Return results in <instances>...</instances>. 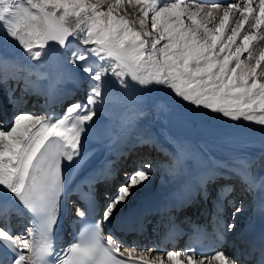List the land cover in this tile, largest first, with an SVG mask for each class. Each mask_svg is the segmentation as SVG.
<instances>
[{
  "label": "snow or ice",
  "instance_id": "6c2138e0",
  "mask_svg": "<svg viewBox=\"0 0 264 264\" xmlns=\"http://www.w3.org/2000/svg\"><path fill=\"white\" fill-rule=\"evenodd\" d=\"M121 2L0 0V42L25 57L24 63L0 59L14 68L0 73L8 103L16 108L18 94L47 101L69 81L84 91L58 114L17 110L7 124L0 122V264H264V173L254 171L264 169V134L253 156H218L169 131L179 124L207 144L239 139L212 127V120L264 129V50L252 51L264 32V0L223 8L213 2L207 11L184 0H128L139 7V29L118 14ZM246 25L252 31H244ZM112 153L125 162L138 154L119 183ZM157 171L168 187L167 212L208 205L214 235L232 237V250L186 247L150 259L161 250L124 247L118 233L147 227L144 213L127 208ZM78 175L88 191L74 220L91 222L58 248L60 202ZM224 177L239 181L255 220L240 222L244 200L232 195V184L220 183ZM158 216L153 229L174 235L176 218ZM13 217L22 219L14 225Z\"/></svg>",
  "mask_w": 264,
  "mask_h": 264
},
{
  "label": "bare ground",
  "instance_id": "6f19581e",
  "mask_svg": "<svg viewBox=\"0 0 264 264\" xmlns=\"http://www.w3.org/2000/svg\"><path fill=\"white\" fill-rule=\"evenodd\" d=\"M184 1H187L188 3H195V2L213 3V2H216V3H220L222 5V8H223V4H224L223 2L224 1H226V3L227 2L241 3V0H184ZM173 2H175V0ZM257 2H258V0H257ZM210 7H211V5H208V9ZM222 8H221V14H222ZM236 19H239V14L238 13L236 14L235 20ZM259 34L262 37L261 41L264 40V32L259 33ZM262 47H264V46H262ZM73 90H75L74 87H72V89H66V91L60 92V88H59L53 94L52 98H50L47 101L43 100L44 97L41 96V97H39V103L37 104V107H39L40 109H44L45 113L47 112L48 114H53V113L58 114V113L61 112L62 107L67 102L72 100ZM0 98L3 100V107L5 108L7 103L4 100H7V99L4 97V95L2 93H0ZM20 105H22V103H20ZM20 105L15 110L22 109L23 107L20 106ZM6 118H7V122H8L9 119H10L9 113H7ZM186 130H187V132H186ZM169 131L175 136H180V137L191 136V137H193V147H206V148L210 149L211 151H213L214 153H216L218 156H228V155L233 154V153H238V154H241V155L253 156V155L256 154V152L259 151V147H258L259 141H258V139H261L262 134H264V129H261L259 127V128H257V130L254 133H252L251 135L248 136V140L246 139V141H244L245 144H243L242 146H240V145L239 146H232L231 145L232 148H228L227 145L219 144V141L226 142L227 138H221L219 140H216V141H213L211 143L209 142V143L205 144L190 129H187V128L179 125V124H172L171 128L169 129ZM248 142H252V143H248ZM112 156H115V153H112L111 157ZM254 171H255V169H254ZM79 178L81 179L80 176H79ZM223 179H226V180H228L230 182H235L237 180L234 177L233 178L224 177ZM167 192H168V187L165 184H162L161 177H160L159 185L155 186L153 188V190L147 192L146 194H143L142 190H140L137 193V195L133 197V202L128 206L127 211L129 213L134 212V211H129V210H132V209H134L136 207H141L149 199L158 200V199L166 198L167 195H168ZM241 195H242V198L244 200L246 208H248V213H247V209H245V212L242 215L240 222L241 223H247L250 220H255L256 217H257V213L255 212V210L251 206V203H250V199L251 198L248 197L247 194L244 191L242 192ZM249 212H250V215H249ZM20 219H22V218L13 217V221H14L15 224H17L18 220H20ZM228 240L233 241V238L230 237ZM127 248H129V247H127ZM142 248L143 247H139V249H137V251H148L149 250L147 248H145V249H142ZM157 255H163V256L166 257V252L164 254H161L160 252L152 251L149 254V258L150 259H154Z\"/></svg>",
  "mask_w": 264,
  "mask_h": 264
},
{
  "label": "rangeland",
  "instance_id": "374dc122",
  "mask_svg": "<svg viewBox=\"0 0 264 264\" xmlns=\"http://www.w3.org/2000/svg\"><path fill=\"white\" fill-rule=\"evenodd\" d=\"M173 1L174 0H162V3H169V2H173ZM184 2L185 3H188L187 1H184ZM111 3L115 7V0H111ZM162 3H161V6H162ZM195 3L205 5L204 6V10L205 11L208 10V5H211V3H203V2H195ZM224 6H226V4H223V7ZM107 8H108V4L105 3L103 5V10H107ZM117 12H118V14L125 16L126 19H128L130 22H132L131 26L136 27V28L139 29V19L141 17L139 15V7L137 5L129 4L128 3V0H122L121 4L117 8ZM235 18H236V15H235ZM235 18H231L230 17V24L232 26H235ZM146 30H149V31L151 30V27H150V17H149V20H148V26H147V29ZM228 31H230V29H228ZM244 31H249L250 32V31H252V29L249 26L246 25ZM263 41L264 40L261 41V39H260L259 41H257V42L254 43V45L252 47V51H253V54L254 55L258 56L260 54V52L262 50H264V47H262V46H264V44H263L264 42ZM4 58H10L13 61V63H15L14 62L15 60L17 61V63L20 60H24L25 61L24 54L19 49L15 48L14 46H12L10 44H7L6 45V44H3L2 42H0V59H4ZM241 58L242 59H246L247 58V54L246 53L245 54H242V57ZM11 66H12V64H0V73L5 74V75H8L9 73H13L11 71ZM70 83H71L70 81L67 82L65 85H63L64 87H62L61 89H63V91H65V89L69 87ZM63 91H60V92H63ZM79 92H81L83 94V96H84V91L83 90L82 91L79 90L78 93ZM75 93L77 94V91H75ZM115 94L118 95L119 93H115ZM19 99H21V98L19 97V94H18L17 101ZM22 101H23V104H24V108L26 106L27 107H31V109L34 108V110H35V112L37 114H41V115H44L45 114V111H43V109L42 110H38V108L35 109V107H32V105L34 103H36L37 97H34V96H26L25 98H23ZM22 101H19L18 103H16V108L20 105V103H22ZM6 103H8V101H6ZM38 103H39V101L37 102V104ZM37 104H36V107H37ZM20 106L23 107V105H20ZM12 107H13V105L12 104H9V107L8 108L9 109H12ZM16 108L13 107V111L14 112L17 111V110H15ZM19 110H25V109L22 108V109H19ZM211 126L212 127H215V128H218V129H220V130H222L223 132H226V133H235L236 134V136L239 138L237 140L229 141L227 139L226 142L219 141V144H221V145H223V144L224 145H227L228 148H232V147H229L230 144H232V146H239V145L242 146L243 144H245L244 141H246V139L248 140V136L251 135L252 133H254L257 130V128H259L258 126L249 124L247 122H242V123H240L238 125H234V124H232L231 122H229L227 120H212L211 121ZM239 129L240 130H244V132H247V131H250V132L247 133L246 137L243 134V132L239 133L240 135H237L238 133H237L236 130H239ZM186 132H187V130H186ZM259 141H260V139H259ZM157 159H159V157H157ZM163 160H164V158H163ZM161 174L162 173L160 171H157L156 177H154L153 180L150 183L146 184V186H145L144 189H147V190L141 189L143 194H146L147 192L153 190V188L155 186L159 185V181H160ZM122 180L123 179H119L118 182H122ZM240 198H242V195L240 196Z\"/></svg>",
  "mask_w": 264,
  "mask_h": 264
}]
</instances>
